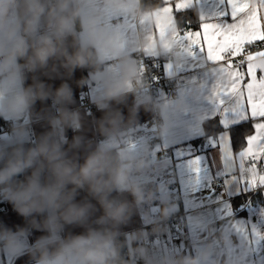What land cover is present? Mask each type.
<instances>
[{
    "label": "crops",
    "instance_id": "obj_1",
    "mask_svg": "<svg viewBox=\"0 0 264 264\" xmlns=\"http://www.w3.org/2000/svg\"><path fill=\"white\" fill-rule=\"evenodd\" d=\"M160 1V5L142 9V0H72L69 9L62 11L61 0H41L45 11L35 32H21L28 44V55L43 40L60 39L57 22L78 8L80 16L73 21L72 32L62 38V46L69 54L81 47L93 49L97 66L69 70L60 58L50 60L46 68L26 70L23 88L43 84L49 94L44 98L36 96L27 109L17 114L0 115L5 120L0 150L29 141L35 148L42 143L55 144L65 159L78 165L102 151L117 152L126 169L128 189H117L110 198L127 205L126 218L121 223L97 224L105 215L104 208L97 198L81 189L75 202L89 205V214L84 224H65V238L103 227L115 233V247L120 236L124 244L132 247L138 245L135 238L140 235V262L150 264L143 249L146 229L166 212L183 213L188 228L185 238L176 244L157 242L155 254H168V258L162 257L163 264H173V260L176 264V255L181 261L195 259L197 264H264V157L253 164L246 156L251 146L249 138L259 135L257 125L261 121L245 108L242 99L223 94V66L184 39L185 33L199 30L202 24L225 22L227 18L221 19L219 13L227 6L222 0H189L175 10L176 0ZM168 5L174 9L172 20L164 11ZM23 6L24 0H16L9 19L22 17ZM256 6L257 0H251V7ZM187 11L196 12L199 25L180 32L176 14ZM82 21L94 23L98 31L110 36L115 41L114 48L91 46ZM138 54L152 57L164 76L179 77L177 99L169 98L162 89L156 103L136 102L131 85ZM19 63L24 64L25 59ZM252 63L264 74V57ZM129 67L131 72L126 71ZM61 87L71 93L70 101L56 100ZM113 88L118 91L110 92ZM85 99L95 107L82 108ZM155 107L163 112L162 124L140 135L139 127L151 119ZM63 113L74 114L75 122L66 121ZM213 120H218L221 130L206 135L204 124ZM246 123H250V132L245 143L235 150L230 130ZM161 152L166 153L165 157L159 156ZM166 164L175 169L173 190L166 189L160 177H150L151 173L160 174ZM33 170L34 167L26 168L12 178V183L25 182ZM213 180L222 184V193L210 186ZM3 187L0 185V189ZM33 220L42 223L44 215L25 217L5 202L0 230L16 233L24 229L26 236L22 238V250L15 255L0 246V264H36L30 249L47 233L32 227Z\"/></svg>",
    "mask_w": 264,
    "mask_h": 264
},
{
    "label": "clouds",
    "instance_id": "obj_2",
    "mask_svg": "<svg viewBox=\"0 0 264 264\" xmlns=\"http://www.w3.org/2000/svg\"><path fill=\"white\" fill-rule=\"evenodd\" d=\"M16 0H0V115L17 114L30 105L36 97L49 93L45 85L24 89L26 70L46 68L50 60L63 58L69 70L89 63L92 53L86 48L69 54L62 46V38L72 32L73 21L80 16L79 9L69 12L56 24L57 41L45 39L28 55V44L24 34H32L45 9L41 0H24L23 16L9 19V11ZM72 0H61L60 9L66 11ZM82 29L88 33L93 47L111 50L115 41L94 23L82 21ZM25 59V63L19 61ZM53 71L55 66L53 65ZM126 71L131 72L129 67ZM113 88L110 92H117ZM57 101H70L71 93L61 87L55 94ZM66 121L75 122V115L63 113ZM43 158L40 160V158ZM2 159V157H0ZM34 167L32 175L25 182L12 183V178L26 168ZM0 199L10 203L14 210L25 217L44 215L42 223L31 221V226L47 233L36 240L30 252L36 264H118L115 247V233L106 228H89L81 235L63 237L65 224H84L90 206L75 202L79 190H86L99 200L105 215L96 223L105 225L109 221L121 223L126 218L127 205L110 198L114 190L128 189L126 169L118 163L110 164L101 156L89 157L83 165L65 159L58 145L40 144L35 149L18 148L0 168ZM71 185V187H69ZM135 194V192H134ZM24 229L16 233L0 230V246L10 254H17L23 248ZM178 264H197L195 259H185Z\"/></svg>",
    "mask_w": 264,
    "mask_h": 264
},
{
    "label": "snow or ice",
    "instance_id": "obj_3",
    "mask_svg": "<svg viewBox=\"0 0 264 264\" xmlns=\"http://www.w3.org/2000/svg\"><path fill=\"white\" fill-rule=\"evenodd\" d=\"M188 2L176 0L175 10ZM222 2L227 7L219 16L227 18L225 22L202 24L199 30L185 33L184 39L223 66V94L242 99L245 108L261 121L257 125L259 135L249 138L251 146L246 153L255 164L264 157V74L254 68L252 61L264 57V0H257L255 8L251 7V0ZM173 10L171 5L164 9L170 17ZM245 25L247 31H244ZM257 45L259 49L252 50Z\"/></svg>",
    "mask_w": 264,
    "mask_h": 264
},
{
    "label": "built area",
    "instance_id": "obj_4",
    "mask_svg": "<svg viewBox=\"0 0 264 264\" xmlns=\"http://www.w3.org/2000/svg\"><path fill=\"white\" fill-rule=\"evenodd\" d=\"M259 45L253 46L252 50H258ZM175 51L172 50L171 54H174ZM136 74L132 80L131 85V94L137 103H151L154 104L157 102V94L159 90L165 89L168 97L172 99H177L179 97V77H166L161 72L157 66V62L149 56L138 54L136 56ZM51 104L54 103V100L50 101ZM81 107L86 110H91L95 107V104L85 99ZM163 121V112L161 108L155 107L152 113L151 119L139 127V134L143 135L145 129L152 127H159ZM75 126V124H73ZM165 152L160 153V157H165ZM151 179H157L160 177L163 186L168 190H173L176 187L175 184V169L172 164H166L160 175L153 174L150 176ZM159 179V178H158ZM210 186L217 193H222L223 186L222 184L217 183L215 180L210 182ZM6 200L0 199V213L4 210V204ZM188 228L187 223L184 218L183 213H165L163 217L158 221V224L148 227L145 232V242L144 248L147 252L145 255H150L153 251L157 250V242L162 241L167 243L168 241L172 243H178L187 235ZM121 246L118 245L116 250ZM122 258L129 262L130 264H135L138 261V256L142 251H133L131 246L124 244L121 250ZM178 264L181 261L180 255H176ZM118 264L119 258L117 255Z\"/></svg>",
    "mask_w": 264,
    "mask_h": 264
},
{
    "label": "trees",
    "instance_id": "obj_5",
    "mask_svg": "<svg viewBox=\"0 0 264 264\" xmlns=\"http://www.w3.org/2000/svg\"><path fill=\"white\" fill-rule=\"evenodd\" d=\"M150 0H142V9H150L156 5H160L162 2L160 0H154L152 2H149ZM176 23L177 27L180 32L187 31L189 29L197 28L199 25L198 17L196 15L195 11H187L183 13H177L176 14ZM89 52L92 53V58L90 59L89 63L84 65V69H93L97 66V60L96 55L93 49L87 48ZM5 126V120L0 116V132L3 130V127ZM250 123L241 124L237 127H234L230 130L232 135V141H233V148L235 150L239 149L244 143H245V136L250 132ZM204 130L205 134H216L221 130V127L219 126L218 120H213L210 122H206L204 124ZM22 146L23 150L27 151L28 149H35V144L33 141H29L26 143L21 144H15L13 146H8L6 148H3L0 150V168L4 167V164L6 163V160L14 156L16 150ZM98 156L106 158L110 164L112 163H118L121 167H124L123 161L119 158L116 151L110 150V151H102L98 154ZM116 190L112 191L115 192ZM111 192V193H112ZM164 215V214H163ZM140 235L138 238H135V240L138 242V245L136 246L138 248V251L140 252L142 250V243L139 240ZM117 243L119 246H121L119 249H117L118 252V258H119V264H130L129 262H126L122 258L121 250L122 246H124V239L123 237H117L116 238ZM141 258L139 257L138 261L135 264H142L140 262Z\"/></svg>",
    "mask_w": 264,
    "mask_h": 264
},
{
    "label": "rangeland",
    "instance_id": "obj_6",
    "mask_svg": "<svg viewBox=\"0 0 264 264\" xmlns=\"http://www.w3.org/2000/svg\"><path fill=\"white\" fill-rule=\"evenodd\" d=\"M155 209V208H154ZM185 238V237H184ZM183 238V239H184ZM155 253H157V251L156 252H154V253H151L150 255H145L144 257H146V260L150 263V264H163V259H162V257L164 256L165 258H168V254L167 253H163V254H161V255H159V254H155ZM139 257V256H138ZM173 257V256H172ZM139 259V258H138ZM172 260H173V258H172ZM173 264H175L174 263V260H173Z\"/></svg>",
    "mask_w": 264,
    "mask_h": 264
},
{
    "label": "bare ground",
    "instance_id": "obj_7",
    "mask_svg": "<svg viewBox=\"0 0 264 264\" xmlns=\"http://www.w3.org/2000/svg\"><path fill=\"white\" fill-rule=\"evenodd\" d=\"M153 174H156V175H160V174H158V173H151V175H153ZM150 175V176H151ZM165 214V213H164ZM156 224H158V222L156 223ZM156 224H154V225H156ZM154 225H152V226H154ZM152 226H150V227H152ZM170 242V241H169ZM170 243H172V242H170ZM179 243V242H178ZM173 244H176V243H173ZM132 249H133V251H138V248L136 247V246H132ZM147 251L145 250V253H146ZM154 252V251H153ZM152 252V253H153Z\"/></svg>",
    "mask_w": 264,
    "mask_h": 264
}]
</instances>
